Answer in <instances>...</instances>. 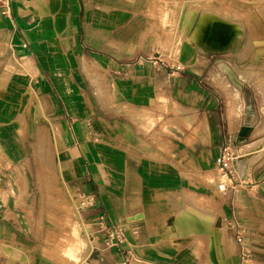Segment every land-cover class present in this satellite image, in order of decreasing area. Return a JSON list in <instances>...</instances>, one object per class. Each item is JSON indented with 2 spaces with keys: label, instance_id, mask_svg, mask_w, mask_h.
I'll return each mask as SVG.
<instances>
[{
  "label": "crops",
  "instance_id": "obj_1",
  "mask_svg": "<svg viewBox=\"0 0 264 264\" xmlns=\"http://www.w3.org/2000/svg\"><path fill=\"white\" fill-rule=\"evenodd\" d=\"M10 1L11 13L0 11V164L28 162L24 148L30 132L38 149L52 142L68 186L81 198L95 196L94 208L103 211L101 229L107 225L113 233L102 235L108 246L93 263L264 264V172L257 173L264 154L250 173L242 174L241 179L247 178L243 185L226 191L207 183L210 173H189L213 169L227 140L220 114L200 104L189 105L193 94L201 98L205 92L202 73L212 63L191 60L185 53L178 60L183 67L172 65L163 71L159 60L140 53L144 45L140 30L135 25L133 32L126 30L127 16L134 20L138 12L112 10L110 0ZM212 1L210 7L229 23L210 22L197 41L184 40L189 39L193 48L209 51L210 43L215 51H226L243 36L249 14L228 10L225 3L233 7L232 0ZM258 7L264 17V4ZM186 11L182 10L180 24ZM127 32L133 33L132 41ZM223 39L230 41L229 46H222ZM247 47L238 54L242 60L255 50ZM94 72L106 76L111 85L107 106L92 81ZM212 81L231 89L227 75H216ZM254 81L264 82V77ZM165 92L176 109L203 120L193 132L195 138L189 133L178 138L183 156L175 159L182 166L179 173L162 165L173 164L176 153L159 149L147 136L150 133L143 136L137 129V123L152 122L154 103ZM233 100L238 116L237 93ZM169 120L176 123L173 117L164 122ZM25 130L28 136L23 137ZM6 168L0 166V246L10 250L0 251V258L5 264H31L32 256H40V247L32 244L40 237L30 233L25 217L22 220L19 213L20 221L15 217L13 207L15 190L28 189L27 175L16 165L25 183L15 188ZM234 221L246 229L244 245L237 242ZM85 225L92 234L93 226ZM15 251L18 259L12 258Z\"/></svg>",
  "mask_w": 264,
  "mask_h": 264
},
{
  "label": "rangeland",
  "instance_id": "obj_2",
  "mask_svg": "<svg viewBox=\"0 0 264 264\" xmlns=\"http://www.w3.org/2000/svg\"><path fill=\"white\" fill-rule=\"evenodd\" d=\"M209 1L212 0H110L109 4L112 10L122 9L126 13L138 12V16L134 20L131 16L129 18L127 16L126 30L133 32V25H135L137 30H140L139 33L143 34L144 43L140 53L144 57H152L159 60L163 71L167 72L166 70L170 69L172 65L183 67L178 61L180 60L179 56L184 58L189 55L191 60H208L209 63H212L207 67V71L202 73L205 81L203 89L205 92L202 93L201 98L193 94L194 96H191L189 105L196 107L195 104H200L204 106L203 108L214 110L218 115L222 116V125L226 129L227 140L222 146L221 152L225 149L227 167L221 169L222 167L215 164L213 169L189 173H210V177L206 179L207 183L211 187L217 188L220 192V184L229 187L243 185L247 178L241 179L242 174L250 173L251 169L259 164L257 162L264 154V82L254 81L259 75L264 77V17L260 14L261 7L257 8L258 5L264 4V0H232L233 7L225 3L228 10L236 8L240 11L245 10L249 14L247 22L244 21L245 18L242 17V14H235L247 26L244 28L245 32L241 34L243 36L237 41L234 40L226 51H215V49L210 48L212 46L210 43H208L209 51L203 48H193L192 43H189V39L187 40L188 42L183 43L184 39L189 36L187 31L188 21L195 18L197 12L200 13L202 8L206 7L205 9H207V7H210L208 5V3L210 4ZM211 3L218 5L213 1ZM184 8L187 9L186 18H183V23L180 24L181 13ZM129 21L130 23H128ZM178 30L181 33L177 32ZM178 34L182 35L180 49L175 40ZM132 36L133 33L129 34L127 32V40L132 41ZM248 38L251 41L249 40L245 44ZM249 45L254 47L255 50L253 53H250L252 51L247 52L248 54L242 60L238 54L241 51L246 52L245 50ZM224 61H231L235 64L233 69L242 82L241 86H237L230 81L231 89L229 91L225 88L216 87L212 81L216 75L226 76L218 68V63ZM96 66L99 67L98 64ZM248 67L250 69L245 70ZM247 77L254 80L244 79ZM93 79L107 101H110L111 85L107 77L101 75L97 77V72H94L92 81ZM167 89V87L162 88V90ZM235 93L238 94L239 101L238 116H236L235 101L233 100ZM166 94H168V100L164 99ZM172 100L171 97L169 98V93L165 92L161 95L156 100V104L154 103L156 110L153 113L154 115H152L154 117L152 122L150 121L145 125L140 123V126L137 123V129L141 131L143 136L146 133H150L147 136L151 137L153 142H156L159 149L165 148V150H170L171 153H176V157L172 159L173 164L165 165L163 163L162 165L179 173L178 170H181L182 166L175 159L183 156L178 152L181 148V140L178 138L186 133H189L191 138H195L193 132L197 126L199 127L203 124V120L200 119L201 115L190 117L191 114H184L183 110L176 109V104ZM155 114H159L157 118ZM168 117H173L176 123L171 120L165 123L164 120ZM30 118L35 125L39 124L36 123V117L33 114L30 115ZM227 127H229V130ZM260 133H263L262 137L258 138L257 134ZM25 136H28L27 130L23 132V137ZM35 142L34 134L30 132V138L28 137L26 140L24 148V158L26 156L29 157L28 162L19 161V163L0 164L1 167H7L6 169L10 172L8 175H10L15 188L17 186L20 188L25 183L20 174L16 173V165H19L20 170L25 171L26 173L24 174L27 175L28 189L24 192L15 190L13 207L16 210L15 217L18 213L22 220L25 217V220L29 222L30 233L40 237L39 242L32 243L40 247V256H32L31 264L40 262L41 264H94L93 260L99 258L100 253L108 246L102 235L106 233L108 236L113 234L107 225L105 226L106 230L101 229L103 211L101 212L99 209L94 208L95 196L83 195L81 198L75 194L76 190L74 187L68 186L63 173L60 172V163L54 159L56 157L55 147L52 142L49 144L50 146L45 145L46 151L43 146H41L42 148L39 147V149L36 148ZM186 143L192 146L191 139H188ZM248 144L253 146L250 150L256 149L258 151V155H256L254 162L249 166V171L240 172L234 167L235 158L241 155L239 162L244 167V159L247 158L246 153L248 154L250 151H243V149ZM255 163L257 164L252 166ZM262 172H264V164L257 170V173ZM219 173H228V175L221 177ZM231 179L239 180V182L237 181L238 183L235 184ZM1 213L4 214V211L2 210ZM85 223L93 226L94 232L90 233L91 235L87 233ZM75 232L79 234L80 240L84 239L91 245L89 241L91 237L92 241H97V245L94 244L93 247L87 245L85 246L86 250L84 249L83 252L76 250ZM0 248L2 250L6 249V251L10 250L7 247L0 246ZM97 254H99V257ZM100 263L104 264L102 261ZM0 264H5L4 258H0Z\"/></svg>",
  "mask_w": 264,
  "mask_h": 264
},
{
  "label": "bare ground",
  "instance_id": "obj_3",
  "mask_svg": "<svg viewBox=\"0 0 264 264\" xmlns=\"http://www.w3.org/2000/svg\"><path fill=\"white\" fill-rule=\"evenodd\" d=\"M208 5H209V3H208ZM213 6V5H212ZM221 7V6H220ZM224 6H222V8H223ZM214 8H216V7H214ZM217 9V8H216ZM223 12V11H222ZM221 12V13H222ZM220 13V12H219ZM196 15V14H195ZM195 15H193V16H195ZM193 16H191V17H193ZM221 16H222V14H221ZM219 14H218V12L216 11V10H214L213 9V7H209V8H207V10L206 11H203V12H201V13H198L197 12V15L195 16V18H193V19H191V21H188V32H189V38H191V39H196L197 40V38H199L200 37V35H201V33L205 30V28H206V26L208 25V23H210V22H217V21H222V22H224V23H229V20H228V18L226 17V16H224L223 18L221 17ZM229 17V16H228ZM232 18V17H231ZM231 18H229V19H231ZM189 19V20H190ZM234 19V18H233ZM235 20H237V19H235ZM234 21V20H233ZM240 21V20H239ZM231 22V21H230ZM242 22V21H241ZM237 25V27H238V29L239 30H241L242 29V25L241 24H236ZM180 32V31H179ZM181 33V32H180ZM242 36V35H241ZM203 37V36H202ZM177 42V45L179 46V49H180V47H181V45H182V35L181 34H178V36H177V38L175 39ZM196 40H194V41H196ZM204 40V39H203ZM186 42V41H185ZM172 49H173V47H172ZM177 50V49H176ZM220 69H221V71L222 72H224L226 75H227V77H228V79L230 80V81H232L233 83H235L237 86H241L242 85V82H241V80H240V77H239V75L235 72V70L233 69V67L230 65V64H228V62L226 63V62H221L220 63ZM93 82H95L94 81V79H93ZM95 84H96V82H95ZM97 86V91H98V94H99V97H100V99L102 100V102H104V104L107 106V103H108V101H107V99L105 98V96H104V94L102 93V91L99 89V86H98V84L96 85ZM230 87V86H229ZM237 101V100H236ZM42 130V129H41ZM245 143H247V142H245ZM244 143V144H245ZM252 147L253 146H251V144H248V145H246L245 146V148L243 149V151H250V153H246V157L247 158H245L244 159V161H245V165H244V167L240 164V159H241V155L240 156H238L237 158H235V162H234V167L237 169V170H239L240 172L242 171H244V170H248V168H249V166L254 162V160H255V158H256V155H258V151H256V149L255 150H250V149H252ZM241 150V149H240ZM242 151V150H241ZM251 151H252V153H251ZM237 153V152H236ZM249 171V170H248ZM233 182H236L234 179H231ZM77 227V226H76ZM87 233L88 234H90L91 233V229L89 228V227H87ZM80 236H79V234L78 233H76L75 232V239H76V244H75V246H76V250H79V251H81V252H83L84 251V249H85V246H87V245H90L86 240H84V239H82V240H80V238H79ZM90 237V236H89ZM80 241H82V242H80ZM90 241V243H91V245L90 246H94V243L93 242H91V240H89ZM92 249V248H91ZM86 250V249H85ZM0 251H3V252H5V253H9V251L7 250L6 251V249L5 250H2V248H0ZM80 252V253H81ZM11 253V252H10ZM12 254V253H11ZM83 254V253H82ZM13 259H18L19 258V253H18V251H15L14 253H13V257H12ZM17 261V260H16ZM95 262H97V261H95Z\"/></svg>",
  "mask_w": 264,
  "mask_h": 264
},
{
  "label": "built area",
  "instance_id": "obj_4",
  "mask_svg": "<svg viewBox=\"0 0 264 264\" xmlns=\"http://www.w3.org/2000/svg\"><path fill=\"white\" fill-rule=\"evenodd\" d=\"M11 1L10 0H0V11L3 15H8L11 12ZM226 153H225V149H223V151L221 152L220 156L217 158L216 164L220 167H222L221 169H224L225 167H227V161H226ZM224 175H228V173H219V176L224 177ZM222 180V179H221ZM229 186H225L224 184H220L219 185V189L221 191H226L228 189ZM233 227L234 230L236 232V239L237 242L241 245L245 244V236H246V229L240 225L237 221H234L233 223ZM115 234L117 236V233L115 231ZM118 239V236H117ZM247 251H245V253L243 252L242 255L245 257L246 256Z\"/></svg>",
  "mask_w": 264,
  "mask_h": 264
},
{
  "label": "flooded vegetation",
  "instance_id": "obj_5",
  "mask_svg": "<svg viewBox=\"0 0 264 264\" xmlns=\"http://www.w3.org/2000/svg\"><path fill=\"white\" fill-rule=\"evenodd\" d=\"M225 39H226V38H225ZM225 39L221 40V43H222V46H223V47H227V46H229V44H230V41H229V40L226 41Z\"/></svg>",
  "mask_w": 264,
  "mask_h": 264
},
{
  "label": "water",
  "instance_id": "obj_6",
  "mask_svg": "<svg viewBox=\"0 0 264 264\" xmlns=\"http://www.w3.org/2000/svg\"><path fill=\"white\" fill-rule=\"evenodd\" d=\"M225 26V25H224ZM226 27V26H225ZM139 217V215H136V216H133V217H131L130 219H136V218H138Z\"/></svg>",
  "mask_w": 264,
  "mask_h": 264
}]
</instances>
